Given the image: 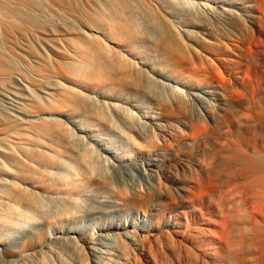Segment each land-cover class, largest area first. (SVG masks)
I'll return each instance as SVG.
<instances>
[{
	"label": "bare ground",
	"instance_id": "obj_1",
	"mask_svg": "<svg viewBox=\"0 0 264 264\" xmlns=\"http://www.w3.org/2000/svg\"><path fill=\"white\" fill-rule=\"evenodd\" d=\"M205 95L219 148L174 173L151 135ZM3 113L0 264H264V0H0ZM182 207L187 229L155 220Z\"/></svg>",
	"mask_w": 264,
	"mask_h": 264
},
{
	"label": "rangeland",
	"instance_id": "obj_2",
	"mask_svg": "<svg viewBox=\"0 0 264 264\" xmlns=\"http://www.w3.org/2000/svg\"><path fill=\"white\" fill-rule=\"evenodd\" d=\"M25 38H27L26 41L22 39L19 40L18 37H16L15 39L14 37H10V40H12V43L10 42V49L12 50V52L18 55L19 60L21 61H19L17 67H19L22 72H26V74L29 76L28 78H31L28 68L30 65H33V57L42 55V50L37 46L36 41L32 37L25 36ZM25 77L27 76L25 75ZM176 86H178L179 89L183 91L185 90L182 85ZM170 88V86L160 83H157V85L153 86L151 88V92L152 94H154L153 96L155 98V102L152 101V99H150V97L146 94L139 96L135 95V99L138 102L137 107L132 108V115H136V117L138 116L137 118L139 119L144 115H155L153 105L156 102L164 100L167 95H169L168 93H170ZM182 95L186 94L182 92ZM200 98L197 99L194 96L191 97L192 101L188 110L176 116L172 115V117H166L167 120L161 121L163 126L157 128L151 135L152 139L156 140L160 144H164L166 142V145L162 146V148L165 151L173 153L174 156H171V160L172 164L174 165L171 169L174 173H179L182 170L179 161H183L187 165H193L194 163H198L201 165L206 164L214 158L216 147L217 149L219 148V146H217L218 144H216V141L224 132L220 127V123L223 120L221 110L219 107H217L212 110L211 114H208L201 102L202 98L207 99V101H209L210 99L211 103L215 101L212 100L213 98H209L208 95ZM42 103H44V101L40 102V104ZM40 107L41 106H39V108ZM4 116V113L3 115L1 114L0 126H2L4 129H7L8 127H11L13 121L8 118H4ZM143 120L145 121V119L142 118V121ZM116 122L117 124H120L119 120H116ZM6 123L8 125H6ZM164 182L169 187V180L165 178ZM42 205L44 208H47L46 203H42ZM214 212H216V209H213L212 213ZM196 214L201 215L199 211ZM213 217L217 218V216ZM87 219L88 218L85 217V221H87ZM155 220H159L161 221V223H168L170 226L169 231H173L172 229L177 230L180 228L187 229L190 222L193 223V212L190 209L182 207L172 214L162 213V215L155 218ZM22 230L25 229L21 228L19 232L22 233ZM28 244L29 248H31L35 252L37 251L36 240H29ZM39 257L40 253H33L30 258L25 260V264H37V260L39 259Z\"/></svg>",
	"mask_w": 264,
	"mask_h": 264
}]
</instances>
